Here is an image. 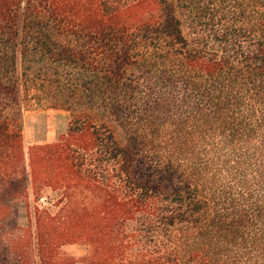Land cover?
<instances>
[{"label": "trees", "instance_id": "obj_1", "mask_svg": "<svg viewBox=\"0 0 264 264\" xmlns=\"http://www.w3.org/2000/svg\"><path fill=\"white\" fill-rule=\"evenodd\" d=\"M35 108L70 117L27 146ZM78 240V264H264V0H0V264Z\"/></svg>", "mask_w": 264, "mask_h": 264}, {"label": "rangeland", "instance_id": "obj_2", "mask_svg": "<svg viewBox=\"0 0 264 264\" xmlns=\"http://www.w3.org/2000/svg\"><path fill=\"white\" fill-rule=\"evenodd\" d=\"M70 112L63 108H35L24 114V133L27 146L55 141L67 129ZM18 222L27 226L26 207L17 204Z\"/></svg>", "mask_w": 264, "mask_h": 264}, {"label": "clouds", "instance_id": "obj_3", "mask_svg": "<svg viewBox=\"0 0 264 264\" xmlns=\"http://www.w3.org/2000/svg\"><path fill=\"white\" fill-rule=\"evenodd\" d=\"M93 250V245L89 241L78 240L61 244L58 251L62 257L78 264L83 258L90 256Z\"/></svg>", "mask_w": 264, "mask_h": 264}]
</instances>
